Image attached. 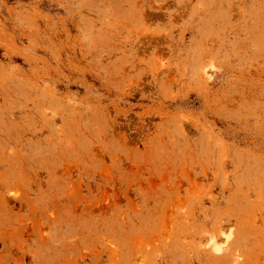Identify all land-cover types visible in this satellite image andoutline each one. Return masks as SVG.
<instances>
[{
  "label": "rangeland",
  "instance_id": "374dc122",
  "mask_svg": "<svg viewBox=\"0 0 264 264\" xmlns=\"http://www.w3.org/2000/svg\"><path fill=\"white\" fill-rule=\"evenodd\" d=\"M0 264H264V0H0Z\"/></svg>",
  "mask_w": 264,
  "mask_h": 264
},
{
  "label": "bare ground",
  "instance_id": "6f19581e",
  "mask_svg": "<svg viewBox=\"0 0 264 264\" xmlns=\"http://www.w3.org/2000/svg\"><path fill=\"white\" fill-rule=\"evenodd\" d=\"M225 235H228V234H225ZM228 236H229V235H228ZM225 240H227V239H226V236H225Z\"/></svg>",
  "mask_w": 264,
  "mask_h": 264
}]
</instances>
